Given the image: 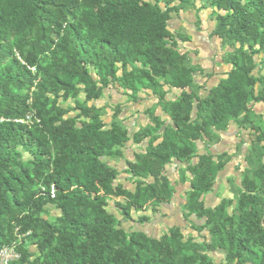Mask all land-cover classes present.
<instances>
[{"label": "trees", "instance_id": "trees-1", "mask_svg": "<svg viewBox=\"0 0 264 264\" xmlns=\"http://www.w3.org/2000/svg\"><path fill=\"white\" fill-rule=\"evenodd\" d=\"M196 3L213 13L210 37L229 67L203 96L194 82L201 71L168 31ZM115 86L132 100L149 91L170 122L153 119L155 128L134 135L135 145L148 141L125 162L132 191L115 184L109 164L122 159L127 132L88 105ZM164 87L179 95L167 101ZM252 104L264 106V0H0V247L18 243L12 264H215L216 252L218 264H264V130ZM28 113L30 122H13ZM230 124L254 140L231 196L206 207L202 197L230 162L210 147ZM172 163L185 166L181 215L201 241L176 226L158 240L127 232L107 211L117 199L122 220L157 214L173 195L164 175Z\"/></svg>", "mask_w": 264, "mask_h": 264}, {"label": "rangeland", "instance_id": "rangeland-1", "mask_svg": "<svg viewBox=\"0 0 264 264\" xmlns=\"http://www.w3.org/2000/svg\"><path fill=\"white\" fill-rule=\"evenodd\" d=\"M214 15L208 10H200L199 4H195L194 9H190L178 16H172L168 23V31L175 37L176 49L180 54H185L190 60V64L201 71L195 75V86L198 95L203 96L213 84L223 78L229 71V67L221 63V56L225 52L220 42L210 37L214 27ZM178 36L185 37L187 41L181 42ZM214 79V80H213ZM167 93L166 100L171 101L179 95L178 91L169 90L164 87ZM77 100L83 101L84 95L80 94ZM100 111L102 122L108 127L112 121L120 124L127 132L129 141L122 150V159L110 161L109 164L118 172L115 184L121 185L124 189L132 191L133 181L125 173V162H134L135 156L143 153L148 139L141 144L135 145L133 137L142 129L155 128L153 119L158 121L160 127L169 125V118L161 111L157 100L149 91L140 90L136 100H132L123 90L115 86L110 90H104L102 96L94 102L88 103ZM64 108H73V101L63 104ZM252 111L258 118V125L264 130V106L262 104H252ZM77 114L70 113L68 116L74 117ZM237 130L234 124H230L225 133L220 134V142L212 145L210 151L214 155L226 152L230 157V162L225 170L216 179L212 190L202 197L206 207L217 205L222 198L231 196L230 182L238 185L242 172L246 167L244 157L249 150L251 141L254 140L255 133ZM264 145V143H261ZM199 153L204 149L202 143H197ZM184 165L172 163L164 169V175L168 178L173 195L168 204L159 207L157 214H152L149 210L142 214H131L133 222L122 220L117 210L113 207V202L117 199L108 201L107 211L113 215L120 223L123 230L127 232H141L152 239H160L171 227H179L185 238H194L201 241L197 233L189 228V223L182 219L181 209L185 200L187 184L180 182V172ZM188 178V175L185 176ZM141 215L149 220L146 223L138 224L137 219ZM57 212L53 208H47V215L44 217L53 220ZM195 222L194 218H191ZM197 224H200L197 222ZM204 235V233H202ZM27 245V243L25 244ZM33 251V247H30ZM215 264L222 262L221 252L210 254Z\"/></svg>", "mask_w": 264, "mask_h": 264}, {"label": "built area", "instance_id": "built-area-1", "mask_svg": "<svg viewBox=\"0 0 264 264\" xmlns=\"http://www.w3.org/2000/svg\"><path fill=\"white\" fill-rule=\"evenodd\" d=\"M29 70L34 73V68H29ZM33 118L32 113H28L24 119L21 120H13L14 123L23 124L28 123ZM2 121V120H0ZM28 233L25 235L27 236ZM23 236L19 237L22 238ZM18 242V241H17ZM18 243L13 242L10 245H4L0 247V264H12L20 260V253L17 250Z\"/></svg>", "mask_w": 264, "mask_h": 264}, {"label": "crops", "instance_id": "crops-1", "mask_svg": "<svg viewBox=\"0 0 264 264\" xmlns=\"http://www.w3.org/2000/svg\"><path fill=\"white\" fill-rule=\"evenodd\" d=\"M227 67H228V66H227ZM213 80H214V79H213ZM217 83H218V81H217V82H215V83L213 84V86H214V85H216Z\"/></svg>", "mask_w": 264, "mask_h": 264}]
</instances>
